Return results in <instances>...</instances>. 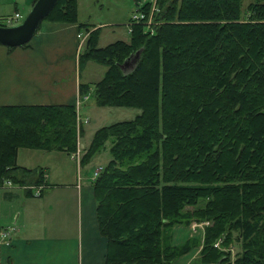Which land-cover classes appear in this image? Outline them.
<instances>
[{
    "label": "trees",
    "instance_id": "1",
    "mask_svg": "<svg viewBox=\"0 0 264 264\" xmlns=\"http://www.w3.org/2000/svg\"><path fill=\"white\" fill-rule=\"evenodd\" d=\"M151 5L128 40L99 46L94 29L77 61L79 73L88 61L106 67L97 105L140 110L97 129L80 158L109 145L92 181L103 264H176L196 246L188 264H264V0ZM44 21L77 22V0H57ZM77 115L75 104L0 105V187L21 183L18 172L45 178L19 165L20 148L74 153ZM205 221L201 237L173 243L176 225Z\"/></svg>",
    "mask_w": 264,
    "mask_h": 264
},
{
    "label": "crops",
    "instance_id": "2",
    "mask_svg": "<svg viewBox=\"0 0 264 264\" xmlns=\"http://www.w3.org/2000/svg\"><path fill=\"white\" fill-rule=\"evenodd\" d=\"M35 1L0 0V22L13 25ZM15 14L20 17L10 22ZM79 44L75 24L46 21L27 46L10 50L0 45V105L82 102ZM77 148L80 152L87 149ZM32 154L35 162L24 160L18 150L17 161L26 168L42 169L45 186L39 195L17 185L0 188V264H103L106 239L98 231L92 188L96 169L91 175L84 170L89 169L87 165H78L80 160L62 151H51L49 156L63 155L48 161ZM33 177L24 178L34 184ZM182 228L191 227L176 225L174 244L190 237L185 234L181 241L176 237Z\"/></svg>",
    "mask_w": 264,
    "mask_h": 264
},
{
    "label": "rangeland",
    "instance_id": "3",
    "mask_svg": "<svg viewBox=\"0 0 264 264\" xmlns=\"http://www.w3.org/2000/svg\"><path fill=\"white\" fill-rule=\"evenodd\" d=\"M150 1L152 3L151 9H156V0H77V22L74 23H66V24H75L77 28V36L79 38L80 44L78 45L77 52L78 56L84 48L90 34L93 32L94 29H100V39H99V46H105L108 43H111L115 40H128L129 39V31H130V24L133 22L131 18L134 13H138L140 6L146 2ZM245 4H247V0H245ZM79 6V7H78ZM142 13V12H140ZM27 14V13H26ZM25 14V16H26ZM147 23L152 21L151 15H147ZM25 17L19 19L16 22H13V25H17L23 21ZM46 22V21H42ZM41 23V24H42ZM65 23V22H63ZM81 25V26H80ZM81 45V46H80ZM5 47V46H4ZM106 67L104 65L98 64L94 61H88L86 65L81 69L80 76L81 82L89 83L90 88L89 91L86 92L87 95L82 97V102L77 105L78 107V116H77V128H81L82 132L78 135L79 139L77 140V145L80 149L84 150L89 146L93 135L97 129L102 126H106L112 124L114 122L123 121V120H130L134 118L138 113L139 109L134 107H121V106H99L95 103L94 95H93V83L98 81L104 74ZM89 98V99H88ZM84 99V100H83ZM77 109V108H76ZM108 143H106L105 148L100 151L98 154H95L91 157L89 161L82 165H87L89 169H84L89 171L88 173L93 174V171H101L102 168L107 164L109 160L108 154ZM28 148H20V153L23 154L24 160H30L31 162H35L37 159L33 157L32 153H37L38 160H42L40 155L45 157L43 160L48 161L54 155H63V154H54L53 156H49L51 151H42V150H34V151H27ZM78 148H76V151ZM81 150V151H82ZM75 151V152H76ZM55 152V151H53ZM84 151L82 152V155ZM46 155V156H45ZM20 157V158H21ZM77 164V162H76ZM73 166V164L71 163ZM78 165H81L79 162ZM84 170L81 169V172L84 173ZM20 172L17 173L19 175ZM21 183L13 184L10 182L8 185L7 182L1 186L0 188H11L13 185L21 186L26 192L35 194V191L40 188V193L43 191L45 184H29V178L22 177ZM32 177V176H31ZM36 177H33V181ZM39 193V194H40ZM201 223V222H198ZM195 225V231L192 228H182L181 231L178 232L176 237H184V235L190 234V237H201L203 235V227L204 225L197 226ZM187 231V233L185 232ZM179 238L180 241L183 238ZM232 246V257L239 254L241 251L240 242L235 239L233 240ZM200 249V246H196L192 249L188 254L184 256H180L176 260V264H188L191 260L197 258V253ZM232 261L234 259L231 258ZM233 264V262H232Z\"/></svg>",
    "mask_w": 264,
    "mask_h": 264
},
{
    "label": "water",
    "instance_id": "4",
    "mask_svg": "<svg viewBox=\"0 0 264 264\" xmlns=\"http://www.w3.org/2000/svg\"><path fill=\"white\" fill-rule=\"evenodd\" d=\"M56 2L57 0H36L21 23L10 26L0 25V45L14 48L30 42ZM126 65L124 63L122 67Z\"/></svg>",
    "mask_w": 264,
    "mask_h": 264
},
{
    "label": "built area",
    "instance_id": "5",
    "mask_svg": "<svg viewBox=\"0 0 264 264\" xmlns=\"http://www.w3.org/2000/svg\"><path fill=\"white\" fill-rule=\"evenodd\" d=\"M20 17V15L19 14H15V16H14V18H12L11 20H10V22H12V21H14L15 19H18ZM144 16H143V13H140V12H138V13H134L133 15H132V19L134 20V21H137V20H140V19H142ZM148 23H150V22H148ZM82 152H80L79 150H77L76 152H74V153H72V154H70V155H72V157L75 159V160H80V158H81V156H82V154H81ZM99 172L100 171H95L94 172V177L96 178L97 176H98V174H99ZM94 178V179H95ZM7 184L9 185L10 184V182H7ZM39 193H40V188H38L36 191H35V194L34 195H39ZM208 222L207 221H205V222H201V223H192L191 225H190V227L192 228V230H195L196 229V227H195V225H193V224H197V226H203V225H205V224H207ZM12 228H10V230H11ZM7 231H9L8 229H7ZM215 246H218V242L217 243H215L214 244Z\"/></svg>",
    "mask_w": 264,
    "mask_h": 264
}]
</instances>
